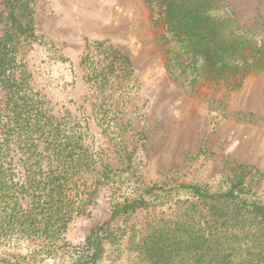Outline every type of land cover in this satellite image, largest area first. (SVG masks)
Segmentation results:
<instances>
[{"label":"rangeland","instance_id":"374dc122","mask_svg":"<svg viewBox=\"0 0 264 264\" xmlns=\"http://www.w3.org/2000/svg\"><path fill=\"white\" fill-rule=\"evenodd\" d=\"M228 2L241 25L264 23V0ZM33 10L36 40L22 45L20 57L54 115L86 125L84 144L95 166L75 199L83 212L56 249L43 239L9 236L0 241V264H72L69 247L107 222L128 194V152L142 159L147 182L168 174L212 183L226 177L231 164L264 173V72L247 75L234 91L175 80L166 70L164 23L146 0H36ZM96 83L105 86L98 90ZM111 83L121 85L106 89ZM5 114L0 103L1 143ZM16 161L12 153L1 161L9 175L17 172L9 166ZM256 191L264 199V179ZM173 212L174 206L150 205L119 219L113 228L125 235L121 246L109 244L99 264H134L129 237Z\"/></svg>","mask_w":264,"mask_h":264},{"label":"trees","instance_id":"16d2710c","mask_svg":"<svg viewBox=\"0 0 264 264\" xmlns=\"http://www.w3.org/2000/svg\"><path fill=\"white\" fill-rule=\"evenodd\" d=\"M35 1L0 0V103L7 119L0 142V241L13 235L43 239L52 250L83 212L75 199L95 159L84 144L86 125L54 115L20 57L22 45L36 40ZM146 1L164 23L166 70L175 80L234 91L247 75L264 72V23L241 25L229 0ZM118 105H111L113 112ZM11 153L17 161L9 166L17 172L9 175L1 161ZM127 158L128 194L107 222L69 247L72 264L102 262L108 245L121 246L125 236L115 223L150 205L174 206V212L129 237L134 264H264V199L256 191L263 172L231 164L229 174L212 183L168 174L147 182L140 156L133 151Z\"/></svg>","mask_w":264,"mask_h":264}]
</instances>
